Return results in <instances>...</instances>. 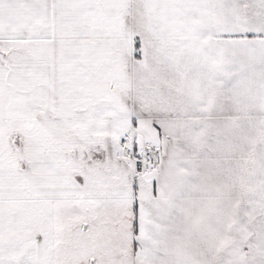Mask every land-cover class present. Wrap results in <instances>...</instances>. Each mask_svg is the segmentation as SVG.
<instances>
[{"label":"snow or ice","instance_id":"1","mask_svg":"<svg viewBox=\"0 0 264 264\" xmlns=\"http://www.w3.org/2000/svg\"><path fill=\"white\" fill-rule=\"evenodd\" d=\"M0 264H264V0H0Z\"/></svg>","mask_w":264,"mask_h":264}]
</instances>
